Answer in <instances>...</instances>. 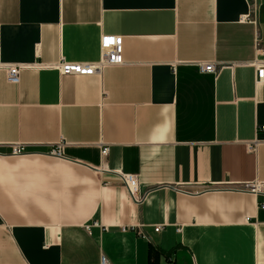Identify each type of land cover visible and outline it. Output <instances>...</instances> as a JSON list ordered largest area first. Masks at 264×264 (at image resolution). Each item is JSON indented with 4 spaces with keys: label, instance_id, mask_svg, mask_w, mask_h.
Listing matches in <instances>:
<instances>
[{
    "label": "crops",
    "instance_id": "crops-1",
    "mask_svg": "<svg viewBox=\"0 0 264 264\" xmlns=\"http://www.w3.org/2000/svg\"><path fill=\"white\" fill-rule=\"evenodd\" d=\"M103 36L123 65L50 69L98 62ZM256 36L264 0H0L2 64L23 67L0 68V264H264Z\"/></svg>",
    "mask_w": 264,
    "mask_h": 264
},
{
    "label": "built area",
    "instance_id": "built-area-1",
    "mask_svg": "<svg viewBox=\"0 0 264 264\" xmlns=\"http://www.w3.org/2000/svg\"><path fill=\"white\" fill-rule=\"evenodd\" d=\"M248 21V18H241V22ZM100 55L99 60L96 63H66L59 62L54 66H50V69L58 71L62 76H78V77H90L96 74H100L105 68L118 67L123 65V47L122 38L117 36H103L100 38L99 43ZM255 53L254 60L248 63L249 66L255 69V86L264 85V49L258 46V37L255 38ZM38 67V66H37ZM198 71L201 74L214 75L216 74L215 66L211 63H198L196 64ZM0 68L5 72L6 82L10 85H17L19 83L20 72L23 69L21 66H4L1 61L0 51ZM264 131V128H262ZM64 142H59L56 148L50 152L54 157H62L63 149L65 147ZM256 144L248 147L250 152H254ZM24 154L23 146L11 147L10 155L19 156ZM108 154V148L102 147L100 149V155L105 157ZM124 184L133 199L134 202L139 203L141 201L139 194V185L137 178L133 175L122 176ZM238 190L247 192L252 195H258L262 193V184L258 182L246 183ZM96 225V224H95ZM89 227H86L88 229ZM160 226L154 228V232H159ZM179 232V230H177ZM101 264H106L102 258Z\"/></svg>",
    "mask_w": 264,
    "mask_h": 264
}]
</instances>
